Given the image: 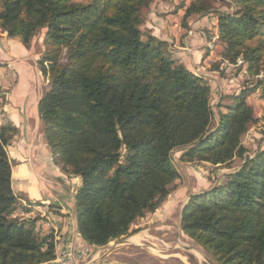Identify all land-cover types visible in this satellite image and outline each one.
I'll return each mask as SVG.
<instances>
[{"label": "trees", "instance_id": "obj_1", "mask_svg": "<svg viewBox=\"0 0 264 264\" xmlns=\"http://www.w3.org/2000/svg\"><path fill=\"white\" fill-rule=\"evenodd\" d=\"M153 0H0V29L28 46L43 30L38 61L48 79L41 133L54 163L81 183L74 194L80 237L93 248L136 234L180 176L173 153L198 164L241 165L184 206L181 231L215 264H264V148L246 134L260 125L247 98L264 100V0H193V17L214 15L222 66L246 70L242 86L216 107L206 78L173 58L143 26ZM215 4V5H214ZM179 8H185L181 0ZM241 62V64H240ZM230 100L225 103V100ZM18 130L0 128V264H54L56 237L23 205L8 147ZM51 211L60 215L59 207Z\"/></svg>", "mask_w": 264, "mask_h": 264}, {"label": "crops", "instance_id": "obj_2", "mask_svg": "<svg viewBox=\"0 0 264 264\" xmlns=\"http://www.w3.org/2000/svg\"><path fill=\"white\" fill-rule=\"evenodd\" d=\"M180 4L181 0H154L145 26L163 40L170 50L174 48L170 51L172 56L194 74L207 77L211 55L222 52V47L216 42L218 20L214 15L197 16L191 18L189 25L184 27L182 22L186 7L179 8ZM45 35L46 30H43L26 46L0 29V128L9 123L18 130L7 151L13 162V189L21 197L22 204L39 203L41 211L47 213L66 237H72L77 229L74 194L81 181L61 172L41 133L39 102L49 84L38 66L45 50ZM211 44L212 47L209 46ZM215 89L216 85L213 86ZM223 94L219 93V101ZM180 202L168 201L148 218L147 223H143L145 220L139 221L137 226L143 224V227H139L141 230L122 244L120 250H129L128 245L142 249L140 242L143 240L166 239L172 231L183 239L181 215L187 201ZM51 204L59 207L60 215L51 211ZM37 214L35 212L33 216ZM98 249L91 264H113L107 258L99 259L106 247ZM168 260L180 264H215L202 254L183 253L169 256Z\"/></svg>", "mask_w": 264, "mask_h": 264}, {"label": "rangeland", "instance_id": "obj_3", "mask_svg": "<svg viewBox=\"0 0 264 264\" xmlns=\"http://www.w3.org/2000/svg\"><path fill=\"white\" fill-rule=\"evenodd\" d=\"M77 1H84V0H77ZM192 1L193 0H185V7H188L192 3ZM226 1L227 0H223L222 3H218V5L216 4V7L226 10L228 8L226 5ZM200 17H206V16H200ZM145 25L143 26V28L149 30L146 28ZM182 26H184L183 22H182ZM150 32L152 33L153 36H155L153 31L150 30ZM158 39L161 40L160 38ZM209 46L212 47L213 45L211 44ZM167 50L170 52L171 50H174V48H171L170 50L169 46L167 45ZM221 55L222 52L221 54L219 52L218 54L211 55L210 57L211 62L209 63L210 67L208 68L209 71L213 63L221 59ZM173 58L175 57L173 56ZM177 61L179 60L177 59ZM221 69L223 70V74L220 72L210 71L208 72L207 77L201 75L206 78L208 85L211 87L212 104L215 107L219 102H221V100L220 101L218 100L219 93L223 92L224 94H227L229 92V94H232L236 92L238 88L242 86V82L244 81V79L248 76L246 70L239 71V69L236 67H229L223 65ZM214 85H216L215 91L213 90ZM247 100L254 107L255 117L260 118L264 111V100H261L259 98V95L257 94L249 96ZM229 102L230 100L228 99L225 100V103H229ZM243 145L251 152L256 151L260 147L264 148V140L262 139L260 125H255L246 134V136L243 139ZM182 155L183 152L181 151H175L173 153V165L175 169L178 171L180 178L175 184L171 194L169 195V197L167 198V200L164 202L163 205H165L168 201L188 202L193 195L206 192L209 189H211L214 185L222 182L227 175L233 173L241 165L240 160H236L235 162L231 163V165L229 166H212L208 164H198L194 161L184 159ZM187 202L185 203V205L187 204ZM19 213L22 215L23 211L21 210L19 211ZM153 214H150L145 219H143L145 220L143 223L144 224L147 223L146 221ZM136 227H137L136 229H139V227H143V224L139 226L136 225ZM140 230L141 229H139V231ZM131 237L120 240L118 242H113L110 245H108L106 249H104L100 253L99 259L104 260L107 258L108 261H110V263L113 264L121 263V262L122 263L125 262L126 264H180L175 260L173 261L168 260L169 256L181 255L183 253L190 255H195V254L205 255L185 235L184 238L181 239L180 237H177V235L173 231L169 233V236L166 239L158 238L155 240H150L149 242L143 240L142 242H140L141 243L140 246L142 249H136L134 247H131V245L126 244L128 245L129 250L127 251L120 250L121 245L125 244L127 240H129ZM122 253H125V255H123Z\"/></svg>", "mask_w": 264, "mask_h": 264}, {"label": "built area", "instance_id": "obj_4", "mask_svg": "<svg viewBox=\"0 0 264 264\" xmlns=\"http://www.w3.org/2000/svg\"><path fill=\"white\" fill-rule=\"evenodd\" d=\"M32 212H39L41 217L45 220L43 222L44 230L53 231L56 237V260L54 264H91L94 256L99 252L98 248L95 249L88 243H86L79 235L76 229L73 232L72 237H66V234L60 230L57 224H55L47 213L41 211V205H29ZM22 214L23 217L33 216ZM34 215V216H37Z\"/></svg>", "mask_w": 264, "mask_h": 264}, {"label": "water", "instance_id": "obj_5", "mask_svg": "<svg viewBox=\"0 0 264 264\" xmlns=\"http://www.w3.org/2000/svg\"><path fill=\"white\" fill-rule=\"evenodd\" d=\"M206 256V255H205ZM207 257V256H206Z\"/></svg>", "mask_w": 264, "mask_h": 264}]
</instances>
